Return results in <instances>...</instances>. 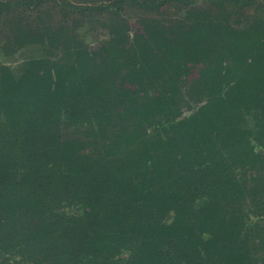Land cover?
<instances>
[{
    "label": "trees",
    "instance_id": "16d2710c",
    "mask_svg": "<svg viewBox=\"0 0 264 264\" xmlns=\"http://www.w3.org/2000/svg\"><path fill=\"white\" fill-rule=\"evenodd\" d=\"M127 9L132 33L119 18ZM90 12L108 15L94 48L75 35ZM7 36L43 56L16 74L0 67V230L11 232L0 264H159L173 234L184 255L170 253L171 264H264L253 185L264 108L231 113L227 99L264 95V0H0V46ZM79 107L107 116L83 118L100 136L89 160L76 144L55 153L54 141L32 155L11 132L16 119L44 131ZM231 115L239 128L251 121L246 139H232ZM36 201L52 210L19 227Z\"/></svg>",
    "mask_w": 264,
    "mask_h": 264
},
{
    "label": "rangeland",
    "instance_id": "374dc122",
    "mask_svg": "<svg viewBox=\"0 0 264 264\" xmlns=\"http://www.w3.org/2000/svg\"><path fill=\"white\" fill-rule=\"evenodd\" d=\"M93 0H85V2H92ZM105 1V0H97ZM195 4H202L203 0H194ZM104 13V12H103ZM135 12L131 10H126L121 14L122 20H125L129 26V30L132 33L139 26L136 18ZM108 18L106 13L97 14L95 12L86 13V17L83 18V21L80 22V25L75 31V35L81 39V41L91 47H96L101 38L106 36L107 29L101 25V20ZM7 41H5L2 46H0V67L5 66L10 69L13 74H16L20 71L23 66H26L30 60L38 59L43 56V48L41 45H25L21 46L19 41L14 37L7 36ZM1 69V68H0ZM3 69V68H2ZM228 104L230 107L231 113L235 108H245L251 110H257L264 108V95H254V94H244V93H229L228 92ZM59 109L56 105L49 104V111L51 113L57 112ZM87 109V108H86ZM61 111H64L62 109ZM60 120L52 121L48 124L47 128L44 131H39L36 124L31 123L29 120H14L12 134L17 139L20 147L26 149L30 154H38L39 146L42 147L45 143L57 142L55 153H60L61 150L65 149L60 142H63L67 145L76 144L77 146V155L82 154L80 157H84L83 161L89 160L93 153L92 147H97V139L100 136H95L96 134H91L88 129L85 127L90 125V122L87 119L83 120L85 116H89L91 121H97L101 116L106 118V115L100 114L95 110H85L84 108L79 107L76 110L69 112H60ZM234 121L231 125L230 131L232 133V139L236 141H241L246 139L248 135L253 131L251 121L248 120V127L239 128L236 122V117L231 115ZM102 119V120H103ZM109 121L107 120V123ZM125 122L111 120L108 123L110 129L122 126ZM93 124V123H92ZM91 124V125H92ZM94 126V125H93ZM237 132L239 134H237ZM103 133V132H101ZM264 145V138L262 140ZM90 165H85L84 168L81 167V170L89 172L93 170ZM95 175L98 173L94 172ZM253 185L264 197V164L258 165L256 169L253 170ZM99 177V175L97 176ZM9 171L4 163L0 161V193L7 192ZM52 210L49 204L43 201L32 202L29 205H26L23 209V212L27 215V218L20 222L19 227H27L34 225H41L45 220V212ZM264 215V209H263ZM30 226V227H31ZM15 226H12L10 230H14ZM10 231L4 234L0 230V251H5L7 249L8 234ZM173 236V237H172ZM171 237V238H170ZM156 256L160 259L159 264H171L169 261V254L176 255L181 257L184 255V248L182 243L177 239V235L173 234L169 236V239H166L164 242V247L156 250ZM143 256H140L136 259L134 264H143ZM15 264H30V261H26L21 258H17Z\"/></svg>",
    "mask_w": 264,
    "mask_h": 264
}]
</instances>
